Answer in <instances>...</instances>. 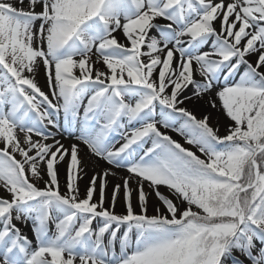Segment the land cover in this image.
Returning <instances> with one entry per match:
<instances>
[{"label": "snow or ice", "instance_id": "snow-or-ice-1", "mask_svg": "<svg viewBox=\"0 0 264 264\" xmlns=\"http://www.w3.org/2000/svg\"><path fill=\"white\" fill-rule=\"evenodd\" d=\"M0 264H264V0H0Z\"/></svg>", "mask_w": 264, "mask_h": 264}, {"label": "bare ground", "instance_id": "bare-ground-1", "mask_svg": "<svg viewBox=\"0 0 264 264\" xmlns=\"http://www.w3.org/2000/svg\"><path fill=\"white\" fill-rule=\"evenodd\" d=\"M39 78H41L42 81H43V76H42V74H41V76H39ZM189 95H190V94H189ZM185 106L188 107V108H189L190 110H192L193 112L195 111L194 113H200V112H203V113H211V112H212L213 114H215V115L217 116V118L221 121L220 123H222V125H223L224 118H223L218 112H216L215 109H211V108L209 107V105H208L205 101H198V100H195V99H194L192 103H188V102H186V103H185ZM170 134L173 135L174 138H176V139H180V137L176 136L175 133H170ZM64 142H65L66 144L69 143L68 140H65ZM82 147H83V146H82ZM81 155H82V156H85V153L82 152ZM85 163H86V165H88V167H87L88 176H91V175L93 174V170H92V167H91V161H89V160L87 159L86 156H85ZM101 163H102V166H103V167H110V166L106 165V164L103 163V162H101ZM97 170H100V169H97ZM117 171L120 173V175L125 174L124 171H123L122 169L117 170ZM86 181H87V178H86L84 181H81V189H82V190H83V185H84V183H86ZM112 182H114V181L112 180V178H110V185H109V188H108V191H109V192L111 191V184H112ZM119 210H120V208H119V205H118V207H117V211H119ZM149 211H150V212L152 211L151 205L149 206Z\"/></svg>", "mask_w": 264, "mask_h": 264}, {"label": "rangeland", "instance_id": "rangeland-1", "mask_svg": "<svg viewBox=\"0 0 264 264\" xmlns=\"http://www.w3.org/2000/svg\"><path fill=\"white\" fill-rule=\"evenodd\" d=\"M38 79L40 80L41 84H43V81L41 78L38 77ZM189 94H191L189 92ZM195 112V111H194ZM198 117L201 116L202 114H209L211 116V124L213 126H216L218 123L220 125V131L221 133L223 134V131H224V128H223V125L222 123H220L221 121L217 118V116L215 114H213L212 112L211 113H203V112H200V113H195ZM151 205V204H150Z\"/></svg>", "mask_w": 264, "mask_h": 264}]
</instances>
